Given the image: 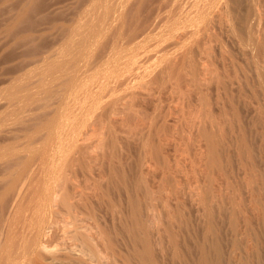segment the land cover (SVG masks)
<instances>
[{
	"label": "rangeland",
	"instance_id": "obj_1",
	"mask_svg": "<svg viewBox=\"0 0 264 264\" xmlns=\"http://www.w3.org/2000/svg\"><path fill=\"white\" fill-rule=\"evenodd\" d=\"M25 1L26 0H0V169H2V171H3L8 164H11L16 160L17 156H19L18 158H20L21 156L22 157L26 156V151H24L26 149H22V147H23V145L24 146L28 145L27 143L29 142V140L31 142H33L32 140H34L33 145H34V150L36 151V153L37 152L41 153V152L46 150L44 147H45V145L46 146L48 145L49 139H51V140L61 139L62 141L64 140L63 144H64L65 148L62 146V148H64L63 151L60 148L59 144L55 143L54 141H51V143L49 144V146H51V147L48 146L49 147L48 150H50L52 152V154L54 152L50 149V148H52V146H56L55 144H57V148H60V150L58 149V151H59L58 153H57L56 147H54L55 149L54 148H52V149L56 151L54 153H57L59 155H62V153H63L62 156H65V157L58 156V155L55 156L56 154L55 155L51 154V156H55L54 160L62 159L61 162L59 163L62 165L65 163V160L63 158L66 159V155L68 156L70 154L69 153L70 148L67 147V145H66L67 142L69 143L70 139H73V140L76 139L79 144L85 143V145H87L89 147V149H88L89 151L87 150L88 153H86V155L87 154L91 155L90 156L91 158L88 157L89 158L88 160L91 162V163L89 162V164H93L95 162L94 160H96V162H95L96 166L94 164V167L99 170L100 174L104 171L105 174L107 172L106 175L108 176L109 174H108L107 169H110L111 168L110 166H112L114 168V170H113V168H111V170L115 171L116 180L119 181L118 182L119 183L118 184L119 189L117 188V190H116L117 192L115 191L117 193L115 195L116 202H117V204L120 202L118 204L119 205V211H120L119 214L124 213V215H125L126 210L129 207L128 206L129 205L128 199L130 197L134 196L135 194L138 196L137 197L135 195V197H137L136 199H139V201L142 202L145 206L147 203H148L147 205L151 204L150 205L151 211H149V212L151 213L152 210L154 212L156 211L157 214H155V213L154 214L157 217L158 221H163V219H164V214L162 213V211L164 212L165 210L163 208H162V210L160 209V207L164 204V202H165L164 205L166 206L167 210L173 209L174 207L176 208L179 205V207L176 208V211L175 210L174 211H175V213L179 214L180 221H181V218H183V220H182L183 223L187 222L186 225L189 226V228H190L189 231L191 233H193L192 237H194V239L196 240L195 242H197V240L199 241L200 237H202V235H203L201 233L202 235L200 236L199 233L200 232L204 233V231H205V230L203 231L205 226H204V228H202L203 225H205V224L202 225V222L204 223V221H202V219L204 218L203 220H205V217H204L205 214H204L203 208L202 207L200 208V206H202V205L200 203H197V202H199L198 200L200 199L201 193H202V195L205 193L209 194L210 196L215 195L216 198H219V194H220L222 196V200H220L221 196L219 199L220 202L222 201L220 203L221 205H220V207L215 208V210H214V213L216 214V215L214 214V216H215L214 219L216 221V222H214V226H215L216 231L219 230L217 233L218 236L220 235L218 237L219 243H220L219 247L225 253L227 250L229 251L230 248L232 247V244H233L232 238H234L233 234L231 235V233H233L235 228L240 229V227H241V229H243L245 227L243 220L237 219V222L232 221L233 220V218L231 216V213L233 211L232 206H234V208L236 209V207H238L236 205L239 204V206H242L245 208L248 219H249L250 224H251V233L253 234V236H257L258 241H259V244H258L259 248L262 251H264V217L255 212L253 205H252V202H251L252 199L256 196V194L258 192H262L263 196H264V126H263V124H264V82H263L264 81L263 80L264 79V44H263L264 43L263 42L264 41V0H227V2L225 0L227 7L223 8L221 18L219 17L217 19L218 21L216 20V17L214 18V21H216V24L214 26H213V24H211L212 26L209 25L210 28L208 30H207V28L203 27V24H201V23H199V25L197 24V28H198V26H200L199 29H201V30H200V32L195 33L193 36H191L192 35L191 31H194L196 29V27H195L196 24L194 26H189L188 22H187L188 21L187 17L180 18L178 13L180 11H183L185 13L190 12L194 8V6L196 5V2L198 0H195L196 2L195 1L192 2V0H185V1L179 0L174 4H171L163 12V17L161 18L163 21L161 19L158 21L155 19L156 18L155 17L156 16V9H155L156 4L154 5V3H156L157 1L151 0V2H149L150 8H152L153 5L155 7L153 6L154 9L153 8L151 10L149 9L150 11H148V9L146 10L147 14H148L147 16L151 17L152 14L153 15L155 14V16H154L155 18L153 17L154 18L153 20L155 22L157 21L158 23L161 21L162 22L160 23L161 25L159 27L157 26L158 28H160V31L157 30V28H155L157 25V22L154 23L155 24L154 28L156 30H153V32H155V33L152 32L150 34V36L146 39V42H148L149 45L145 41L141 42L139 50L137 49L139 52L143 51L142 53L140 52L141 54L138 53V51H136V49H134V51L133 50L130 51L131 53L133 52L134 55H137V53L140 54L139 56H137V58L140 57V58H138V60L139 59L142 60V62H140V65H139V66L142 65L141 68H138L137 70H134V69L129 70V68H133V66H134V65H131L129 63L131 61L130 59H132V54L126 55L125 53H123L124 57L121 56L123 58H121L122 60L121 59L120 60L125 65L129 61L128 62L129 64L127 63L128 65H126V66L124 64L121 65L122 63L120 61L121 64H119V66L120 65L121 66H120V68L118 67L119 71H117L113 75L111 74V76H113V77L110 78L111 79L110 81L115 80V83L112 82V84L114 83V85H115L116 83L119 84L123 78L125 80H126V78L129 79L128 78V76H129L131 79L130 83L135 81V82H133V84L134 83L135 84L134 85L132 84V86H134L135 88L132 87L131 84L128 85V84L124 83L121 85V83H120L119 84L120 87H119V85H115L117 88L113 89V87H115V86L113 85V87H112V84H111V86H110L111 89L109 88L107 90V92H105V95H103L104 97H102L104 101L102 100L103 101L102 102L101 99L99 100V102H101V103H106L108 100H109V102H107V103H111V102H113L114 98L116 99V97L118 96V98H120V101L122 103H124L125 100L123 101L122 98L128 97L127 100L131 99V97H130L131 95L127 96V94H129L130 92L134 93V90L136 89L135 93H137L139 96H137V94L135 95V93H134L135 96L133 95L135 97V99L133 102L134 108H132V112H135V113L137 112L136 113L137 115L135 113L133 114L131 112V114H133L134 117L130 116V118L128 117L126 120H124V119L127 117V115H125V116H124V114H122L123 116L117 115L120 118L116 116L119 120H118V122L116 121L113 123V121H115V120H112L113 117H111L109 115L111 119L107 117V120H106L105 116H102V114H100L101 116L98 115L100 112L97 113V111H96V113L94 112V113L90 114L89 116L87 115L86 117H88V118L85 117L84 120L78 121L79 117L84 114V113L80 114V112H79L80 109H78V106H79V108L82 107V109L86 110V107L82 106V103L84 105L83 101H85L83 99H85V98L89 99L90 98L89 97L90 94L86 95L88 97H86L84 95L87 92L83 94L82 91L84 89L79 90L80 93H75L76 96L74 95L75 97L71 98L74 100V101L73 100L71 101L72 102L71 104L73 106L70 105L71 108L73 107V109H74L73 112H71V113H74V111H75V113L77 111L79 112V114H78V112L76 113L78 115V119L76 121L75 120L74 121L66 120L65 114H67V113H66V111H63L64 115L62 116V118L65 119V120H63L61 118L63 120V121H61V126L63 129L60 127V124H59L60 120H61L60 119L57 126H55V127H58V125H59V127L54 129L56 134H54V131L52 132L53 136L55 135L53 137L54 139H52L46 133L47 127L43 128L41 131H38V132H34L32 129V126L35 125L34 124L35 121L40 120L39 119L40 117L42 119L45 115L46 116L49 115V117H50L53 114V111L55 110L53 108L56 107L54 104L58 101L57 100L58 96H54V97L52 96L53 98H51L47 95L48 98L43 97V96H46L45 93L42 94V92L39 91L40 90V85H39L40 82L39 81L41 80L40 74L43 70V68H41L42 67V61L41 60L43 58L42 56H44L43 54H45L44 52L48 51V49H50L52 46H53V48H55L56 46L58 47V44L63 42L64 38H63L62 28L72 24L73 19H74L73 17L76 15L74 13H75V10H77V8L75 6V5H77V2H76V0H36V4L39 5V6L36 5V8H38L35 10L36 12L34 11L31 13L30 19H28V21L21 23L22 25L19 24L18 27L15 26L11 31V34H12L11 35L7 29V28H9L8 26L12 21L11 18L13 19V17L17 13V10H19L18 8H20L21 4ZM152 2H153V5L151 6ZM191 2L193 3V6L191 5L192 4ZM149 6L147 4V6H145V9L149 8ZM153 11H154V13H153ZM172 11H174V12H172ZM148 12L149 13L152 12V14H149ZM174 14H177V17L170 18ZM144 15L146 16V12H145V14H143V16ZM145 16H144V18H145ZM147 16H146V18H147ZM141 18H143V17L141 16ZM9 20H10V22H8ZM30 20H32V21H30ZM220 20H223L225 22L223 23V21H222L221 23H219ZM217 22H218V24H217ZM222 23H223V25H222ZM186 25L189 27L187 28ZM174 26H176V27H174ZM182 27H185V28H182ZM30 28H31V30H30ZM175 28L177 29L178 32L176 31ZM203 28L205 31L203 30ZM169 29H170V31H169ZM28 30L31 33L33 32L32 33V34H34L33 37H34L35 41H37V42H35L36 44L34 43L35 44L34 47L30 46L28 44V42L25 40L26 38L24 39V33H25V35L28 34L29 33ZM163 30H165V31H163ZM7 32L9 34H7ZM13 32H14V34H13ZM163 32H165V33H163ZM184 32H186V33H184ZM187 33H188V35H187ZM163 34L167 38H165V36ZM179 34H180L181 38L182 37H183V39L188 38V41L191 40L190 42H192V40L194 38L200 42V40L203 39L207 35V36H209V39H208L209 44L211 42L209 40H212V43L209 45L208 42H206V43L201 42L203 45L199 43L200 45H198L197 47L194 48L195 49V50H193L194 53L192 52L194 55H193V57L191 56L193 63L191 62L192 60L190 59V63L193 65L194 69L192 68V65L190 67V63H187L188 65L186 63H184L182 73L184 71L185 72L182 76H178V74H179V72H178V74L173 73V74L165 75V77L167 76L166 79L161 77V79L159 80L160 77L158 78L157 73L156 72L154 73V71L157 69V67H159L161 62L156 61L157 59L155 60L154 57L149 58V59L146 58L147 60H145L144 57L149 56L150 54H152L150 56H153L154 52L156 53L160 48H162L164 51L163 47H165L166 50L164 51V53H166L168 56L170 55L171 58H175L174 55H175V53H177L176 58L177 59H178V57L180 58L181 53L183 52V50H182L183 47L180 45H173L174 43L177 42L175 40L179 39V37L177 36ZM184 34H185V37H184ZM256 34H257V36H256ZM186 35H187V37H186ZM152 36H153V38H152ZM211 36L213 38H211ZM20 37H22L23 39L22 38L20 39ZM190 37H191V39H190ZM148 39L151 40V42ZM172 41H175V42H172ZM169 43L172 45V50H171V46ZM167 45H169V46H167ZM36 46H37V49H36ZM147 46H149L148 47L149 50L147 49L148 51H145ZM202 46L204 49H202ZM32 47H33V49H32ZM141 47H142V49L143 48H145V49L142 50ZM168 47H169V49H167ZM169 51H170V53H169ZM204 51L205 52L207 51V52L205 53ZM208 51L211 53L209 54ZM134 52H136V53H134ZM147 52H151V53H149V55H148ZM171 53H172V55L173 54L174 55L172 56ZM125 55L130 57V58H127V59H129V60H127V62H125L126 61ZM178 55H180V56H178ZM45 56H46V54H45ZM141 56H142V58H141ZM194 56H196V57H194ZM205 56H206V58H205ZM39 57L40 58L42 57V58L39 59ZM35 58H37L36 61H35ZM193 58H195V59H193ZM144 60H145V62H144ZM194 61H196L197 64H195L196 62L194 63ZM184 65H185L186 69H185ZM150 66H152V67H150ZM84 67H86V66L84 65ZM84 67H82V70L84 69ZM143 67L145 68L146 71L143 69ZM187 67H189V69ZM40 68L42 69L41 71H40ZM121 68L122 69L124 68L125 71H124V69L122 70ZM126 68H128V69H126ZM148 68L150 70L154 68L153 73L150 76L144 78L145 76H143L141 74H144V73H142L144 71L148 73V70H149ZM89 69H90L89 66H87L86 70L81 71V73L84 74L85 73L84 71H88ZM190 69H191V71H189ZM90 70L86 73V75H83V74L81 75V77L82 76L84 77V78L82 77L83 78L82 81L84 82V84H90V85L94 84V83L98 82L99 77H101L100 75L102 74V72L101 73H95V74H97V77H96L94 75L93 71L91 70V72H90ZM126 70H127V72H126ZM259 70H260V72H259ZM38 71H40V73ZM128 71L129 72L132 71V72H130V74H129ZM186 71H187V73H186ZM33 72H35V73H33ZM125 73H126V75H125ZM30 74H32L33 77ZM98 74H100V75H98ZM118 75H120V76L118 77ZM123 75H125V76H123ZM17 76H18V78H17ZM30 76H31V78H30ZM121 76H123V77H121ZM154 77H157L158 80H157V78H154ZM112 78H115V79H112ZM84 79H85V81H86V79L88 81L85 82ZM117 79L119 80V83H118ZM101 80H104V79L101 78ZM8 81H9V83H8ZM145 81H146V83L147 82L148 83L146 84ZM36 82H38V83H36ZM140 83L141 84L144 83V84H146V86L144 84L142 86ZM30 84H31V86H30ZM27 85H29V86L27 87ZM38 85H39V87H38ZM126 85L131 87V88H129L130 90L126 88ZM32 86H35V87L32 88ZM141 86H142V88H141ZM10 87H12V88L10 89ZM19 87H21V88L19 89ZM25 87H26V89H25ZM144 87L149 88V91L147 90V88L145 89ZM17 88L21 91V92L19 91L20 94L17 92V90H18ZM15 89H16L15 92H17V93L14 92ZM30 89H31V91H30ZM125 89H127L129 92ZM23 90H24V92H23ZM131 90H133V91H131ZM136 91H138V92H136ZM10 94H13V95H10ZM14 94H16V95H14ZM34 94L36 96L40 94L39 97L41 100L40 99H39V101H36V100L34 101V99L29 100V97L31 95H34ZM41 94H42L43 98L41 97ZM17 95H18V97H16V98H18V99L13 98ZM25 95H26V97H25ZM90 96L92 99L94 98L93 94ZM140 96H141L142 100H141ZM56 97H57V99H56ZM44 98H46V99H44ZM14 99H16V100H14ZM49 99L50 100L56 99L57 101L56 100H55L56 102L50 101ZM92 99H90V100H92ZM42 100L44 102L46 100L47 101L49 100L48 103L50 105L47 103L48 106L45 108L44 104L47 105L46 104L47 101L44 103ZM30 101H32V102L34 101V102L32 103ZM86 101H88V100H86ZM135 101H136V103H135ZM38 102L40 103V105L42 103L41 106H42V108H45V110L40 108L39 105H37ZM74 102H76V103L74 104ZM121 102L120 103L118 102L120 104V106L122 104ZM29 103H31V104H29ZM26 104L30 105V107L27 106ZM7 105H9V106H7ZM21 105L23 106V108ZM16 107L18 109L17 112H19V113H16V115H14V114L12 115L11 111L13 108L15 110ZM35 108H36V110H35ZM71 108H69V110ZM46 109H48V110H46ZM50 109L51 110L53 109V110L50 111ZM135 109H137V110H135ZM45 111H46V113H45ZM71 111H72V109H71ZM47 112H48V115H47ZM82 112H83V110H82ZM10 113H11L12 117H11ZM41 113H43V114H41ZM75 113L72 115H75ZM36 114L37 115L39 114L38 115L39 118ZM261 114H263V116ZM26 115H27V117H26ZM42 115H43V117H42ZM135 115L137 116V118ZM9 116H10V118H9ZM64 116H65V118H64ZM16 117H21L22 120H24V119H26V120L24 122H22V121L20 122L18 119H15ZM23 117H24V119H23ZM91 117H93V118H91ZM96 117H99L100 120ZM116 117H114V118H116ZM123 117H125V118H123ZM27 118H28V120L30 118V122L27 120ZM31 118L34 121V123H33V121H31ZM223 118H224V120H222ZM43 119H45V117ZM96 119H97V121H96ZM120 119H122V120H120ZM128 119H131V120L133 119V120L129 121ZM135 119H137L138 122ZM261 119L263 120V123H262ZM98 120H99V122H98ZM123 120H124V122H123ZM134 121L136 123H134ZM80 122L82 123V126H81ZM103 122H105V123H103ZM210 122H211V124H209ZM18 123L19 124L21 123V124L18 125ZM137 123H138V125H137ZM25 125H26V128H25ZM27 125H29V126H27ZM216 125H218V126H216ZM99 126H101V127H99ZM28 127L30 128V130ZM132 127L134 128V130ZM68 128H69V130H68ZM71 128L72 129L74 128V131L75 132L77 131L78 133L77 132L75 133L74 131L70 130ZM213 128H215V129L213 130ZM217 128H220V129H218L219 131L216 130ZM103 129H104V131H103ZM214 131L215 132L217 131V133H215ZM13 132H15V133H13ZM18 132H19V134H18ZM206 132H209V133L212 132L211 134H216L220 139H223V141H221L222 144L221 143H220L221 145L219 144L220 147L219 148L217 147L218 148L217 150L219 151L218 154L221 153L220 154L221 157H219V159H220L219 160V166L220 167L219 166L218 167L213 166L214 167L213 168L212 164H210L211 158H209V157H212V153H211L212 151H211L210 143L207 142L209 140H208V138H206L207 136H205ZM218 132H220V133H218ZM38 133H40V134H38ZM60 133H62L61 136H60ZM57 134L60 136V138H58ZM74 134H76V135L78 134V135L76 136ZM23 135H24V137H23ZM115 137H116V139H115ZM38 139H40V140H38ZM41 139H43V140L46 139L44 141V144L42 143L43 140H41ZM101 139H104L103 141H105V142H103V143L106 144V146H105L106 149L104 148L105 153H104V151L102 152L104 154L101 153V150H103L102 148H100L101 149L100 150V149H98V147H99L98 145L95 146L96 143L98 144L97 141L101 140ZM14 141H15V143H14ZM26 141H28V142H26ZM23 142H25L26 144ZM64 142H66V143H64ZM8 144H10V145H8ZM15 144H16V148H18V150L16 148L14 149ZM12 145H14V146H12ZM90 145H92V146H90ZM219 145H217V146H219ZM36 146H38V147H36ZM31 147H33V146H31ZM94 147L96 148V150H98V151L100 150L102 158H98L100 156V153H99V155H98V152L96 154V150L94 149ZM103 147H104V145H103ZM24 148H26V147H24ZM37 148H39V149H37ZM20 150L22 152H20ZM48 150H47V153H48ZM91 150L95 151V155L97 157L93 154L95 157L93 156L94 158H92V154H91L92 151ZM10 151H13V152L15 151V153L10 152ZM47 153H45V156L46 155L49 156L50 152L48 154ZM103 155H104V157H103ZM3 156H4V158H3ZM38 156L39 155H36L35 157H37V159H38ZM110 156H112V157H110ZM58 157L59 158L61 157V158L59 159ZM91 159H94V160L91 161ZM98 159H100V160H98ZM120 159H121V161H120ZM97 160H98V162H97ZM112 160H114V161H112ZM142 160H144L145 162L143 161V163H142ZM55 162L57 164H55ZM137 162H140V163H137ZM52 163H53V166H52ZM97 163H98V166H97ZM50 164L52 167H55V169L59 166L57 161L50 162L49 165L47 163L48 169L50 168V171L52 169L51 172H54L55 170H54V168H52L50 166ZM89 164H87L88 165L87 167L90 169ZM113 164H115L117 167ZM137 164H138V166H137ZM1 165L3 167H1ZM54 165H56L57 167ZM75 165H76V163L72 167H75ZM47 166H45L44 169L45 168L47 169ZM92 166L93 165H91L90 171L93 172V169H94V171L96 173L93 172V174L99 175V176H96V177H98V178H96L97 180H99V178L103 175L101 177L102 178L101 182L99 181L98 183H103V186H104L103 188H105V186L107 185V184L104 185V183L107 181L106 180L107 178L105 179L106 175H104V173H102L100 175L98 173V170H96ZM42 167L40 166L38 168L37 174H39L38 171L41 172L44 170ZM59 167H58V169L61 168V167L60 168ZM62 167L66 168V165H63ZM78 167H79V165L77 166V168ZM100 167H101V169H100ZM63 168H61V170ZM66 170H67V168H66ZM66 170H64V171H66ZM68 170H69V168H68ZM78 170H80V169L78 168L77 171ZM84 170H86V169H84ZM84 170L82 168V171H81L82 176L81 177L79 174L80 171L77 172V174H75V176L79 175L78 178L80 177L79 179L76 178V179H78L76 181L81 182V181H83V179L85 177L87 178V176L89 175L88 176L89 178L87 179L88 185H93V184L96 185L95 184L96 182L95 183L91 182V184L89 183L91 180L90 177H92V175H93L92 172H90L88 170L90 172L89 173L86 170L87 171V173H86ZM47 171L48 170H45L44 172H47ZM56 171H57V169H56ZM0 172H1V170H0ZM44 172H41V174H43ZM117 172H120V174L122 172V175L117 174ZM47 173H44V174H47ZM68 173L71 174L70 170L68 171ZM41 174H39L40 176L35 175V176H37L36 177L37 179L36 178L35 179L40 180L44 175V174L43 175H41ZM69 174H68V176H71ZM90 174H92V175H90ZM83 176H85V177L83 178ZM119 176L121 177V179H125L124 182H125V184L127 182L126 185L124 184L123 181L119 180L120 179ZM127 178H129V179H127ZM93 179H95V178H93ZM93 179L91 181H93ZM74 180H75V177H74ZM137 180H138V182H137ZM84 181L87 182L86 180H84ZM84 181H83V184L85 185L86 183H84ZM103 181H105V182H103ZM120 181L123 183H121ZM142 181H143V183L145 182L147 184H145V183L143 184ZM140 182L142 183L143 186L141 185ZM136 183L138 185H135ZM99 185H102V184H99ZM121 185L123 187H121ZM145 185H146V187L149 185L150 186H149V188L147 187V189H146ZM87 186H85V187L87 188ZM124 186L125 187L127 186L128 188L127 187L125 188ZM132 187L135 189H133ZM86 188H84V189H86ZM136 188L139 190L137 191ZM87 189L92 190V191L89 190L91 193ZM87 189L86 190L88 191V193L92 194L93 189L91 188V186H88ZM124 189H126V190L128 189L130 191L127 190V192H126V190H124ZM151 190L154 192H151ZM205 190H207V191H205ZM141 191H142V193H141ZM177 191H179V193ZM128 192L129 193L131 192L132 194L134 192H136V193H134L133 195H131V193H130V195H129ZM159 192H163V194L159 193ZM152 193H153V197H151ZM144 194H146L147 197H146V195L144 196ZM148 195H149V198H151V199L148 198ZM156 195H158L159 197L160 196H162V197L159 198ZM171 196H174V197H171ZM230 196H231V198H230ZM127 197H128V199H127ZM142 198L144 199V201L140 200ZM161 198L163 200H161ZM91 199H93V197ZM94 199H96L95 200V202H96L97 198L94 197ZM192 200H194V202ZM151 201H152V203H151ZM153 201H156V202H153ZM158 201H160V203ZM162 201H163V203H162ZM166 201H167V203H166ZM91 202H92V200H91ZM95 202H93V203H95ZM168 202H169V204H168ZM182 202H183V206H182ZM232 202H234V204ZM0 203H1V201H0ZM124 203H126V204H124ZM142 203H141L142 208L144 207V209H145V206ZM153 203L154 204L157 203L158 206L156 204H155L156 205L155 206ZM197 205H199V206H197ZM152 206H153V209H152ZM167 206H169L170 208ZM182 207H184V208H182ZM197 208L199 211L196 210ZM0 209H1V206H0ZM101 209H104V210H101ZM101 209H100L101 211H99V214L100 215L102 214L104 216L103 211H105V208H101ZM144 209H143V211H144ZM177 209H178V212H177ZM157 210L159 213L157 212ZM169 211H173V210H169ZM174 211H173V213H174ZM180 215H181V218H180ZM184 215H186V217ZM159 216H160L161 220H160ZM200 216L203 218L201 219ZM122 217H123V214H122ZM188 220H189V222H188ZM199 220H200V222H199ZM104 221H107V220H104ZM232 222H235V223L233 224ZM107 224L106 225L108 227H110L111 223L110 222L108 223V221H107ZM190 224H191V227H190ZM191 229H193V230L191 231ZM197 233H198V235H197ZM238 241L241 242V239ZM225 253H224V255H225Z\"/></svg>",
	"mask_w": 264,
	"mask_h": 264
},
{
	"label": "bare ground",
	"instance_id": "obj_2",
	"mask_svg": "<svg viewBox=\"0 0 264 264\" xmlns=\"http://www.w3.org/2000/svg\"><path fill=\"white\" fill-rule=\"evenodd\" d=\"M156 1L157 2L154 3V5L156 4V8H155L156 9V16H155V14L153 15L152 12L151 13L148 12L149 14H152L151 17L150 16L148 17L146 10L148 9V11H150L154 6L153 2H152L151 6L152 5L153 6H152V8H150L149 2H151V0H76L77 5H75V6H76L77 10H75L74 14H76V15L73 17L74 18L73 22L69 26L62 28V33H63V38H64L63 42L58 44V47L56 46L55 48H53V46H52L50 49H48V51H46L47 53L44 52L46 54V56H45V54H43L44 55V56H42L43 58L41 57L42 58V60H41L42 61V67L41 68H43V70L40 68V71L42 70V72L40 74L41 80L39 81L40 82V84H39L40 90L39 91H41L42 94L45 93L46 96H43V97H47V95L51 98H53L54 96H58V99L56 97V99L58 101L56 99H54V100L49 99L50 101L56 100L58 103L55 101L57 103V104L56 103L54 104L56 107L53 108V109H55L54 110L55 112L53 111V114L51 113L52 115L50 117L48 115V112H49L48 111L47 112L48 116H46L44 114L45 119H43L44 118L43 115H42L43 118L41 119V117L39 118V116H38L39 114L38 115L36 114L40 120L35 119L36 121L34 123V121L31 118V121H33V123L35 124L32 126V129L34 132L41 131L43 128L47 127L46 133L52 139H54L53 137L55 135L53 136L52 132L54 131V134H56L54 129L59 127V125H58V127H55V126H57V124L59 123V120L64 115L63 111H66V113H67V114H65L66 120H70V121L75 120L76 121L78 119V115L76 114L78 111L76 113L74 111L75 115H72L74 113H71V112H73L74 109H73V107L71 108V106H70V105H72L71 101L73 100L71 98L76 96L75 93H80L79 90H83V89H84L82 91L83 94L87 92L86 94H84L85 96L87 94H90V95L93 94L94 98L92 99L91 96L89 95V97H90L89 99L88 98L83 99L85 101H83L84 105L82 103V106H85L86 110L82 109L81 106H80L81 108H79V106L77 105L78 109H80L79 110L80 114L84 113L82 116L79 117L78 121L84 120V118L87 115L89 116L90 114H92L94 112L96 113V111H97V113L100 112L98 115L102 114V116H105L106 120H107V117L108 118H110V116L113 117L112 120H115V121H113V123L116 121L118 122L119 119L117 117H119L122 114H124V116L127 115L126 118L123 117V118H125L124 120H126L128 117L130 118V116H133V114L135 113V112H132V108H134V104H133L134 99H135L134 96L137 93H135L136 89L134 90L135 95L133 92H130L129 94L126 93L128 91L127 89L131 88L128 85L131 84V86H132L133 82H135V81H133V82L131 81L132 83H130L131 79L129 76H128L129 79L126 78V80H125L123 78L120 81V83H121V85L124 83L128 84V85H126L127 89H125V90H127V91L125 93L127 94V96L131 95L130 96L131 99L127 100L128 97H125V98L121 97L123 99V101L125 100L124 103H122L120 101V98H118V96L116 97V99L115 98H114V100L112 99L113 102H111V103H107V102H109V100L106 103H101V102H99V100L100 99H101V101L103 100L102 97H104L103 95H105V92H107V90L110 88L112 82L115 83V80L110 81L111 80L110 78L113 77V76H111V74L113 75L117 71H119L118 67L120 68V66L124 64L121 61L122 60L121 58L124 57L123 53H125L126 55L132 54V59H130L131 61L130 62L128 61V62L134 66H133V68H129V70H131V69L137 70L138 68H141L142 65L141 66H139V65H140V62H142V60L139 59L140 60L139 61L138 58H140V57L137 58V56H139L143 52V51H140L141 52L140 53L138 51L141 42L142 41L146 42V39L150 36V34L153 32V30H156L155 28H157V30L160 31V28H158V27L161 25L160 23L163 21L161 19L163 17V12L171 4H174L179 0H156ZM193 1H195V0H192V2ZM226 2H227V0H226ZM226 2H225V0H198L196 2V5L194 6V8L190 12L185 13L183 11H180L178 13V15L180 18L187 17V19H188L187 22H188L189 26H194L196 24L195 25L196 29L194 28L195 30L191 31V34H192L191 36H193L195 33L200 32V30H201V29H199L200 26H198V28H197V24L198 25H199V23L203 24V27L207 28V30L210 28V26H212L211 24H213V26L216 24V21H214V18L216 17V20L219 17L221 18L223 8L227 7ZM147 4H148L149 8L145 9V6H147ZM36 5H37L36 0H26L25 2H23L21 4L20 8H18L19 10H17L16 15L14 14L15 16L13 17V19L11 18L12 21L8 26L9 28H7L8 31L10 32V34H11L12 29L15 26L18 27L19 24L26 22V21H28V19H30L31 13L34 12L36 9H38V8H36ZM191 5L193 6V3ZM37 6H39V5H37ZM145 12H146L147 18L145 15H144L145 18L143 16V14H145ZM172 12H174V11H172ZM153 13H154V11H153ZM141 16L143 18H141ZM153 17L157 21L160 19L162 20L159 23L156 21L157 22L156 27L154 24L156 22L153 20L154 19ZM172 17H177V14H174L170 18H172ZM30 21H32V20H30ZM222 21L223 20H220L219 23H221ZM8 22H10V20ZM224 22L225 21H223V23ZM223 23H222V25H223ZM217 24H218V22H217ZM189 26H187V28ZM174 27H176V26H174ZM185 27H182V28H185ZM31 28H30V30H31ZM203 30H204V28H203ZM163 31H165V30H163ZM169 31H170V29H169ZM176 31H177V29H176ZM186 32H184V33H186ZM32 33L30 31L26 35L24 33V39L26 38L25 40L28 42V44L30 46L34 47L36 44L35 42H37V41H35V39L33 37L34 34H32ZM153 33H155V32H153ZM163 33H165V32H163ZM7 34H9V33L7 32ZM13 34H14V32H13ZM187 35H188V33H187ZM187 35H186V37H187ZM177 36L179 37V39L178 40L174 39L177 42L174 43L173 45H180L183 47V49L181 48L183 50V52L181 53L180 58L179 57H178V59L176 58L177 53H175V55L173 54L175 58H171L170 55L168 56L166 53H164V51L166 50L165 47H163L164 51L162 48H160V49L158 48L159 50L156 53L154 52L153 56H150L152 54L149 55V53H151V52H147L150 57L144 55L145 60L154 57L155 60L157 59L156 61L161 62L159 67H157V69L154 71V73L155 72L157 73V77L158 78L160 77L159 80L161 79V77L166 79L167 76L165 77V75H169V74H173V73L178 74V72L180 74V75L178 74V76H182L185 72L184 71L182 73L183 64L184 63H186V64L190 63V59L192 60L191 56L193 57V55H194L193 54L194 53L193 50H195L194 48L197 47L198 45L204 43V42L205 43L208 42V39H209V36L206 35L205 37L203 36L204 38L201 39L200 42L198 40H196L195 38L192 40V42H190L191 40L188 41V38H186V39L185 38L183 39V37L181 38L180 34ZM256 36H257V34H256ZM184 37H185V34H184ZM21 38L22 37H20V39ZM152 38H153V36H152ZM165 38H167V37L165 36ZM211 38H213V37L211 36ZM190 39H191V37H190ZM149 41L151 42V40H149ZM175 41H172V42H175ZM209 41H211L210 42V44H211L212 40H209ZM146 43L148 44V42H146ZM208 44H209V42H208ZM37 46H36V49H37ZM167 46H169V45H167ZM170 46H171V50H172V45L170 44ZM33 47H32V49H33ZM142 47H141V49H142ZM148 47L149 46H147L146 49L143 48L142 50L145 49V51H148L149 50ZM134 49H136V51H138V53H140V54L137 53V55H134L133 52L132 53L130 52L131 50L134 51ZM167 49H169V47ZM202 49H204L203 46H202ZM134 53H136V52H134ZM169 53H170V51H169ZM210 53L211 52H209V54ZM126 55H125V57H126L125 62H127V60H129L127 58H130ZM171 55H172V53H171ZM121 56H123V57H121ZM178 56H180V55H178ZM194 57H196V56H194ZM41 58L39 57V59H41ZM141 58H142V56H141ZM205 58H206V56H205ZM36 59L37 58H35V61H36ZM193 59H195V58H193ZM145 60H144V62H145ZM120 61L122 64L120 63ZM196 61H194V63ZM191 62L193 63V60ZM127 63H126V65L129 64V63L128 64ZM119 64H121V65L119 66ZM195 64H197V62ZM84 65L86 67L89 66V68L93 71V73L96 77H97V74H95V73H101L102 72L101 75L98 74L101 76V77L98 76L99 77L98 82H96V83L93 82L94 84H91V85L90 84H84V82L82 81V79L84 77L83 76H82L83 78L81 77V75L83 74V73H81V71L86 70V67H84ZM191 65L192 64L190 63V67H191ZM82 67H84L83 70H82ZM150 67H152V66H150ZM184 67H185V65H184ZM187 68L189 69V67H187ZM192 68H193V65H192ZM126 69H128V68H126ZM143 69L145 70L144 67H143ZM153 69H151L152 71L149 69L148 73L145 72L146 71L145 70L144 72H142L144 74H141V73L140 74L145 76L144 78H146L153 73ZM185 69H186V67H185ZM91 70H90V72H91ZM40 71H38V72L40 73ZM88 71H84L85 73L83 75H86V73ZM124 71H125V69H124ZM132 71H130V72H132ZM187 71H186V73H187ZM189 71H191V69ZM126 72H127V70H126ZM130 72H129V74H130ZM259 72H260V70H259ZM33 73H35V72H33ZM30 75L33 77L32 74H30ZM125 75H126V73H125ZM125 75H123V76H125ZM18 76H17V78H18ZM31 76H30V78H31ZM119 76L120 75H118V77ZM123 76H121V77H123ZM157 77H154V78H157ZM101 78L104 80H101ZM158 78H157V80H158ZM112 79H115V78H112ZM84 81H85V79H84ZM86 81H88V80L86 79ZM8 83H9V81H8ZM36 83H38V82H36ZM114 83L112 84V87H113ZM118 83H119V80H118ZM145 83H146V81H145ZM119 84L116 83L115 85H119ZM143 84H141V85L143 86ZM146 84H144V85L146 86ZM39 85H38V87H39ZM28 86L29 85H27V87ZM30 86H31V84H30ZM142 86H141V88H142ZM33 87H35V86H32V88ZM119 87H120V85H119ZM132 87H134V86H132ZM11 88L12 87H10V89ZM20 88L21 87H19V89ZM114 88H117V87L115 86V87H113V89ZM19 89L17 90V92L20 94L21 91ZM25 89H26V87H25ZM147 90L149 91V88H147ZM15 91H16V89L14 90V92ZM30 91H31V89H30ZM131 91H133V90H131ZM17 92H15V93H17ZM23 92H24V90H23ZM136 92H138V91H136ZM42 94H41V97H42ZM10 95H13V94H10ZM14 95H16V94H14ZM18 95L13 97V98L18 97ZM39 96H40V94L37 96L35 94L31 95L29 97V100L34 99V101L35 100L39 101V99H40ZM137 96H139V95L137 94ZM25 97H26V95H25ZM86 97H88V96H86ZM140 98H141V96H140ZM16 99H18V98H16ZM16 99H14V100H16ZM44 99H46V98H44ZM90 99H92V100H90ZM49 100L48 101L46 100L47 102L45 101L46 104L49 102ZM86 100H88V101H86ZM141 100H142V98H141ZM30 102H32V101H30ZM118 102L122 103L121 106ZM38 103H37V105H39L40 108H42V106H41L42 103H41V105H40V103L39 104ZM75 103L76 102H74V104ZM135 103H136V101H135ZM29 104H31V103H29ZM48 104L47 105L44 104L45 108L48 106ZM7 106H9V105H7ZM27 106L30 107V105H27ZM17 107L15 110H14L15 107L12 109V111H11L12 115L13 114L16 115V113H19V112H17L18 111ZM22 108H23V106H22ZM45 108H42V109L45 110ZM69 108H71L72 111H71V109L69 110ZM81 109L83 110V112ZM35 110H36V108H35ZM46 110H48V109H46ZM52 110L50 109V111H52ZM135 110H137V109H135ZM79 112H78V114H79ZM131 112L133 114H131ZM11 113H10V115H11ZM45 113H46V111H45ZM41 114H43V113H41ZM12 115H11V117H12ZM117 115H119V116H117ZM261 115L263 116V114H261ZM65 116H64V118H65ZM26 117H27V115H26ZM114 117H116L117 119ZM9 118H10V116H9ZM86 118H88V117H86ZM91 118H93V117H91ZM96 118L99 119V117H96ZM136 118H137V116H136ZM224 118L222 120H224ZM15 119H18L20 122L21 121L24 122L26 120V119H24V117H23L24 120H22L21 117H16ZM62 119L60 120V123H59L61 128H62L61 121L65 120V119H63V120ZM27 120H28V118H27ZM99 120H98V122H99ZM120 120H122V119H120ZM124 120H123V122H124ZM128 120L130 121L131 119H128ZM135 120L137 121V119H135ZM28 121L30 122V118ZM96 121H97V119H96ZM261 121L263 123L262 119H261ZM103 123H105V122H103ZM134 123H136V122L134 121ZM20 124L18 123V125H20ZM209 124H211V122ZM29 125H27V126H29ZM137 125H138V123H137ZM81 126H82V123H81ZM216 126H218V125H216ZM263 126H264V124H263ZM99 127H101V126H99ZM25 128H26V125H25ZM74 128L73 129L71 128L70 130L74 131ZM214 129L215 128H213V130ZM218 129H220V128H217L216 130H218ZM29 130H30V128H29ZM68 130H69V128H68ZM133 130H134V128H133ZM103 131H104V129H103ZM13 133H15V132H13ZM206 133H205V136H207L206 138H208V140H209L207 142L210 143L211 151H212L211 152L212 157H209V158H211L210 164H212V167L213 166L218 167L219 166V160H220L219 157H221L220 156L221 153L218 154L219 151L217 149L222 144L221 141H223V139H220L216 134H211L212 132L211 133L206 132ZM215 133H217V131ZM218 133H220V132H218ZM18 134H19V132H18ZM38 134H40V133H38ZM61 134L62 133H60V136H61ZM74 135H76V134H74ZM60 136L58 135V138H60ZM23 137H24V135H23ZM116 137H115V139H116ZM38 140H40V139H38ZM41 140H43V139H41ZM45 140L46 139L43 140V142H42L43 144H44ZM75 140L70 139L69 143L66 141L67 147L70 148V150H69L70 154L68 156L66 155V159L63 158L65 160V163L62 165L59 164L62 160V159H60L61 157L60 158L58 157L60 160H58V159L54 160V159H55V156H57V155L58 156L63 155V153L61 151L60 152L62 153V155H59L57 153L59 152L58 149L60 150V148H61L63 151V149L65 148L64 144H63L64 140L62 141L61 139H55V140L49 139L48 145L47 146L45 145V147L43 146L46 150L41 152V153L40 152L36 153V151L34 150V145H33L34 140H32L33 142H31L29 140V142L26 141V142H28L27 143L28 145H26V146L23 145V147H22V149H26V150H24V151H26V156H24V157L21 156L20 158H18L19 156H17L16 160L15 161L13 160L14 161L13 163L8 164L5 169L3 168L4 169L3 171H2V169H0L1 170V172H0V201H1V203H0V206H1V209H0V213H1L0 214V264H264V251H262L259 248V245H258L259 241H258L257 236H253V234L251 233V224H250V221L248 219L245 208L242 206H239V204L236 205L238 207L235 206L236 209L234 208V206H232V208H233L232 209L233 211L231 213V216L233 218L232 221L237 222V219L243 220L245 227L243 226L244 227V228L242 227L243 229H241V227H240V229L235 228L233 233H231V235L233 234L234 238H232L233 244H232V247L230 248V250L229 251L227 250L228 252L226 251V253H225L219 247L220 243H219L218 237L220 235L218 236L217 233L219 230L216 231L215 226H214V222H216L214 219V217H215L214 216V214H215L214 210H215V208H218L221 205L220 203L222 201L221 202L219 201L220 196H221L220 194H219V198H216L215 195L210 196L207 193L202 195V193H201L200 199L198 200L199 202H197V203H200L202 205V206H200V208L201 207L203 208V211L205 214V216H204L205 220H203L204 218L200 216L201 219L203 218L202 221H204V223L202 222V225L203 224H205V225H203L202 228H204V226H205V228L203 229V231L204 230L205 231H204V233L203 232L199 233L200 236L202 234L203 235H202V237L199 236L201 240L199 239V241L197 240V242H195L196 240L194 239V237H192L193 233H191L189 231L190 228L188 225H186L187 222L185 221L186 223H183V221H182L183 218H181V215H180V218L182 221L181 222L179 219V214L175 213L176 208L179 207V205L178 206L176 205L177 206L176 208L174 207L173 209H169V210H173V211L175 210L173 213V211H169L166 209V206L164 205L165 202H164V204L160 207L161 210H162V208L165 210L164 212L162 211V213L164 214V219L162 218L163 221H158L157 217L155 216V214H157L156 211L154 212L152 210L151 213L149 212V211H151L150 210L151 204L149 203L150 205H147L148 203L146 202L147 204L145 206L142 202L139 201V199H136L138 196L135 194L137 197H135V195L130 197L129 199L127 197L128 201H129V205H128L129 207L127 209L128 211L126 210V213H125L126 216L124 215V213H122L123 214V217H122V214H119L120 211H119V205L118 204L120 202L117 204L116 199H115V195L117 194L116 190H117V188L119 189V185H118L119 181L116 180L115 171H113L114 168L112 166H110L111 168H113V170H111V168L107 169L108 174H109L108 176L106 175L107 172H106V174L104 173V171L102 172V173H104V175H106L105 179L107 178L106 179L107 181L105 180L106 182L103 181V182H105L104 185L107 184L105 186V188H103L104 187L103 183H98L99 181L101 182V179H102L101 177L103 175L99 178V180H97L96 178H98V177H96V176H99V175L93 174V172H95L94 169H93V172L90 171L91 165H93L92 167H94L96 160L91 159V161L94 160L95 162L93 161L94 162L93 164H89L90 161L88 160L89 159L88 157H90L91 155H88V154H87L88 156L86 155V153H88V151H89L88 150L89 147L87 145H85V143L79 144L77 142V140L76 141ZM103 140L104 139L98 140L97 141L98 144L96 143V145H95V146H97V145L99 146L98 149H100V148L103 149V150L100 149L101 153L103 151L105 153V149H106L105 148L106 144L103 143V142H105ZM51 141H54L55 143L59 144V146H60V148H57V144H55L56 146H52V148H54V147L57 148V153H54L56 151L53 150L52 148H50L52 151H54L53 154L54 155L56 154L55 156H51L52 152L50 150H48L49 147H51V146H49ZM66 142H64V143H66ZM14 143H15V141H14ZM23 143H25V142H23ZM10 144H8V145H10ZM103 145H104V147H103ZM217 145H219V146H217ZM12 146H14V145H12ZM31 146H33V147H31ZM62 146L64 148H62ZM90 146H92V145H90ZM24 147H26V148H24ZM36 147H38V146H36ZM15 148H16V144H15L14 149ZM16 149L18 150V148H16ZM37 149H39V148H37ZM94 149L96 150L95 147H94ZM47 150H48V153L50 152L49 156H47V155L45 156V153H47ZM100 150L99 151L96 150V154L98 152V155H99ZM15 151L14 152L10 151V152L15 153ZM20 152H22V151L20 150ZM92 152H91L92 158H94L96 156L95 151H92ZM101 153H100V156L98 158H102ZM104 153H102V154H104ZM36 155H39L38 159H37V157H35ZM62 157H65V156H62ZM103 157H104V155H103ZM110 157H112V156H110ZM3 158H4V156H3ZM98 160H100V159H98ZM98 160H97V162H98ZM49 161L50 162L57 161L61 168H63L62 167L63 165H66L67 170H66V168H63L61 170V168L59 166L58 167L60 169H58V167L56 165H54L57 167L56 168L57 171H56L55 167H52L53 166V163H52V166H51V164H50V166L52 168H54L55 171L51 172L52 169L50 171V168L48 169V166H47V163H48V165L50 163ZM112 161H114V160H112ZM120 161H121V159H120ZM143 161L144 160H142V163H143ZM75 163H76L75 167H72ZM137 163H140V162H137ZM55 164H57V163L55 162ZM87 164L90 165L89 166L90 169L87 167L88 166ZM78 165H79L78 168L80 170L77 171ZM113 165H115V164H113ZM40 166L41 167L43 166L42 167L43 169L45 166H47V169L46 168L44 170L42 169L43 171H41V172L48 170L47 171L48 173L44 172L47 174L43 173L44 174L43 175V174H41L40 171H38L39 174L43 175V177L42 178L40 177L41 178L40 180L39 179L36 180L37 179L36 177L39 175V174H37V170ZM95 166H96V164H95ZM97 166H98V163H97ZM137 166H138V164H137ZM1 167H3V166L1 165ZM68 168H69L71 174L68 173V171H69ZM82 168H83V170L86 169L87 171L89 170L90 172H92L93 175L90 174V175H92V177H90L91 180L93 178H95V179H93V181H91L89 179L90 184H91V182H94V183L96 182L95 183L96 185L93 184L94 185L93 186V185H88L87 179L89 178L88 177L89 175L87 176V178L85 176H83V178L84 177L86 178V179L84 178L83 181L84 180L87 181V182L84 181V183H86L88 186H91V188L93 189L92 194L88 193V191L90 189H87L88 186L86 184L84 185L83 181H81L82 183L76 181L82 176L81 175L82 174V172H81ZM100 169H101V167H100ZM64 170H66L67 172ZM86 170H84V171L87 173ZM96 170H98V169H96ZM79 171H80V173H79L80 177L78 178L79 175L75 176V174H77V172H79ZM67 173L71 176H68ZM98 173H99V170H98ZM117 174H120V172H117ZM35 175H37V176H35ZM120 175H122V172ZM74 177H75V180H74ZM76 178H78V179H76ZM127 179H129V178H127ZM119 180L124 182L125 179H121V177H120ZM123 182H121V183H123ZM137 182H138V180H137ZM142 183H143V181H142ZM142 183H141V185H142ZM99 184H102V185H99ZM124 184H125V182H124ZM126 184H127V182H126ZM145 184H147V183H145ZM122 185H121V187H123ZM135 185H138V184L136 183ZM85 186H87V188ZM149 186H147V187L149 188ZM145 187H146V185H145ZM147 187H146V189H147ZM84 188H86L88 191ZM133 189H135V188H133ZM124 190H126V189H124ZM127 190H126V192H127ZM138 190L139 189H137V191ZM90 191H92V190H90ZM128 191H130V190H128ZM205 191H207V190H205ZM151 192H154V191L151 190ZM177 192L179 193V191H177ZM130 193H129V195H130ZM134 193H136V192H134ZM141 193H142V191H141ZM159 193L163 194V192H159ZM133 194L131 193V195H133ZM145 195L146 194H144V196ZM156 196H158V195H156ZM92 197H93V199H91ZM94 197L97 198L96 202H95L96 199H94ZM146 197H147V195H146ZM151 197H153V193H152ZM160 197H162V196H160ZM171 197H174V196H171ZM263 197H264L263 193L258 192L256 194V196L252 199L251 202H252V205H253L255 212L264 217V198ZM148 198H149V195H148ZM230 198H231V196H230ZM149 199H151V198H149ZM91 200H92V202H91ZM140 200L144 201L143 198ZM161 200H163V199L161 198ZM220 200H222V196H221ZM156 201H153V202H156ZM192 201L194 202V200H192ZM93 202H95V203H93ZM158 202L160 203V201H158ZM169 202H168V204H169ZM141 203L145 206V209H144V207L142 208ZM151 203H152V201H151ZM162 203H163V201H162ZM166 203H167V201H166ZM232 203L234 204V202H232ZM124 204H126V203H124ZM155 204L157 205V203H155ZM182 206H183V202H182ZM197 206H199V205H197ZM167 207H169V206H167ZM101 208H105V211H103L104 216L102 214L101 215L99 214V211L104 210ZM182 208H184V207H182ZM143 209H144V211H143ZM152 209H153V206H152ZM196 210H198V208ZM157 212H158V210H157ZM177 212H178V209H177ZM184 216L186 217V215H184ZM159 218H160V216H159ZM104 220H107L108 223L109 222L111 223L110 227H108L109 225L107 224V221H104ZM160 220H161V218H160ZM188 222H189V220H188ZM199 222H200V220H199ZM232 223L234 224L235 222H232ZM190 227H191V224H190ZM192 230L193 229H191V231ZM197 235H198V233H197ZM240 239H241V242L238 241ZM224 253H225V255H224Z\"/></svg>",
	"mask_w": 264,
	"mask_h": 264
}]
</instances>
